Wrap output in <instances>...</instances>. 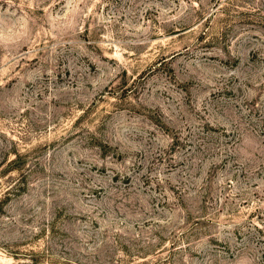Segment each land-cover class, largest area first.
<instances>
[{
  "label": "rangeland",
  "instance_id": "rangeland-1",
  "mask_svg": "<svg viewBox=\"0 0 264 264\" xmlns=\"http://www.w3.org/2000/svg\"><path fill=\"white\" fill-rule=\"evenodd\" d=\"M0 264H264V0H0Z\"/></svg>",
  "mask_w": 264,
  "mask_h": 264
}]
</instances>
